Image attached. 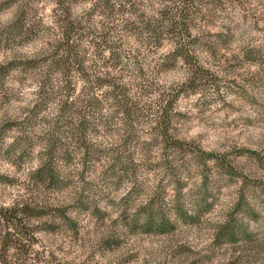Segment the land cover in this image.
<instances>
[{"label": "rangeland", "instance_id": "1", "mask_svg": "<svg viewBox=\"0 0 264 264\" xmlns=\"http://www.w3.org/2000/svg\"><path fill=\"white\" fill-rule=\"evenodd\" d=\"M175 1L178 0H158L164 4V7L171 5L174 9L178 7ZM7 2L10 7L16 0H7ZM41 2L42 0H27L21 7L27 9L26 23L31 28L28 33L20 36L13 33L11 31L13 24L8 29L0 30V52L5 54L4 62L0 63V111L3 112L0 116V168L5 164H12L16 173H20L24 171V165H30L33 159H39L41 166L45 162L46 147H52L53 142L57 141L58 156L62 158H58L56 166L61 178L64 179V182L57 187L37 186L32 180V174L38 168L29 171L26 189L28 195L24 199L14 201L13 205L43 201L65 206L77 221L74 226L60 225L56 227L55 232L39 233L38 243L35 245V249L40 253L37 264H42L45 255L50 257L51 261L60 264L58 254L70 257L72 247L82 245L84 236L96 238L97 252L100 254L96 264H103L108 252L111 251L107 245L115 238L112 233L105 231L109 213L103 211L100 206L105 199V192L107 189L118 190L123 187V180L129 175H135L138 184H142L140 177L146 173L151 174L159 167L152 163L157 158L158 152L168 170L170 163L172 168L173 164L174 167L180 168L183 162L189 161L185 167H181L176 172L178 176L186 173L188 177L183 182V211L178 215V200L174 199V196L178 198L180 195L181 182L177 181L176 188L171 190L173 195H165L161 200V194L158 192L146 205L148 211H153L156 215V221L164 220L166 224L164 230L168 231L163 232L159 229L161 228L159 221L152 229L134 228L133 235L143 237L145 242L157 239L168 241L173 250L172 264H185L184 253L195 257L191 264H212L218 255L228 257V264H249V257L254 255V252L247 251L250 247L249 242L255 239V235L264 237V180L250 179V177H257L264 172V161H257L256 153L251 148L244 149L248 155L228 154L229 151L236 149H226L224 156L219 155L217 151H207L206 149L210 147L207 141L219 132L216 128L209 126L206 132L198 134V139L191 142L184 138V133L190 124L189 112L186 111L188 101L198 91H205L209 95L213 92L219 93L221 86L227 83L230 86L227 89L230 95H235L236 90H239L249 99H264V67L260 73L251 77L242 75L249 65L264 66V37L251 35L253 31L264 33V28L260 27V22L264 20V12H260V9L264 8V3L253 4L252 0H245L248 5L245 9L240 0H195L192 7L194 18L191 28V45L195 60L192 63L184 62L188 72L187 82L178 89L170 87L167 94H161L162 99H171L177 94L168 128L170 134L178 140L191 144L197 150H202L206 154L214 153L221 160L230 161L232 169L228 172L219 166L215 169L209 168V164L215 161L207 160V157L206 171H203V164L197 165L192 160L194 158L192 152L180 156L178 152L169 148L167 142L159 135L160 128L156 124V117L159 115V107L163 105L160 102L157 110L154 111L147 98L152 95V89L156 88L153 75L163 78L177 71V64L168 68L165 65L161 66L164 63L162 61L164 55H159V50L164 47L166 40L168 43L174 42L171 41L172 38L147 41L138 36L137 28L132 27L136 29L135 31L123 28L125 20L129 19L126 15L111 16L109 12L99 11L105 19L96 22V12L91 15H89L90 10L80 15L73 13L74 18L81 21L80 35L75 37V41L81 47L84 66L82 73L73 71L72 76L64 77L62 71L54 66L51 67L50 61H46L45 57L50 59L52 46L49 44L55 45L61 37L63 31L61 24L66 16L57 7L52 10L55 27L45 24V16L40 8ZM80 2L81 0H73L72 9ZM234 2L243 9L244 15L236 13ZM134 3L136 12L127 13L135 17L134 20L130 19L132 21H137L139 14L146 17L154 16L149 13L154 11L157 14L164 8L156 9L153 0H148L147 3L145 0H135ZM229 8H232L231 12ZM258 12H260L259 18ZM133 23L136 27H142L139 22ZM108 28L111 29L107 36ZM212 28L220 30L213 32L210 30ZM193 30L198 34L193 35ZM103 37H107V40L118 44L121 48L122 58L118 66L114 67L110 60L109 47L103 45L97 51L96 43L101 42ZM45 40L48 48L41 49L39 53L29 55L19 51L29 44ZM233 45L239 48V54L233 51ZM136 60L138 63H135ZM221 62L223 67L220 66ZM13 73L17 74L13 75ZM98 76H109V80L127 86L130 89L129 98L137 104L139 111L129 117L123 113L121 119L117 108L112 103H108L112 100H108L105 96V88L109 89L111 84L100 89L95 88L96 84L93 81ZM69 79L71 83L73 82L71 90L65 89L70 83ZM81 79L85 81L84 87L79 86ZM125 80L128 83H124ZM35 83L39 84L37 99L34 102L30 101V106H27L25 101L28 100V90ZM180 88L187 91H182ZM41 90L43 94L40 93ZM95 91L99 100H102L98 112L90 106L93 103L91 96ZM39 99L43 105L34 109L33 106ZM14 101L22 107L18 110L13 109ZM199 103L198 101L197 104ZM64 104L65 108L62 109ZM225 104L227 106L228 102L225 101ZM106 105L115 108V111L107 117L102 114V109ZM238 105L241 111L247 110L250 114L253 112L252 106L243 102V97H237L229 108L233 117L238 115V112L233 111ZM225 120L228 121V128L240 127V124L230 120L227 114ZM86 121L87 145L81 148L83 143L78 140L79 129L84 127L81 122ZM150 121L154 123L151 128V139L144 140V129ZM246 123L251 126L250 119ZM15 133L20 135L14 136ZM53 133L55 135L51 136ZM12 137H14L13 144L4 148L6 139ZM19 138L23 141L21 145L16 144ZM220 147L223 148L224 145ZM36 148H40L41 151L36 152L34 156ZM65 151H68L66 157L63 156ZM115 157L121 159L128 168L121 176L110 175L108 171ZM137 161L140 163L137 164ZM243 171H247L248 175L243 176ZM200 177H203L204 184L200 186L194 202L190 193L196 190ZM237 177L245 182L244 187L240 189V199L244 206H236L239 215L233 214L230 221L236 232H241L244 239L235 243H223L218 236L225 224L213 225L212 214L221 197L229 205L235 203L233 193L224 191L223 186L234 185ZM20 183L18 175L13 174L11 169L5 168L0 172V198L9 195V190ZM162 185L163 181H161ZM206 193H211L210 199H206ZM79 194H85L84 196L95 204L87 210L78 208ZM108 202L114 203L112 200ZM94 207L97 209L95 210ZM186 214L192 216V219H183ZM210 227L216 228L215 239L213 244L208 246L209 250L203 254L192 251L191 241L178 239L187 236L199 239ZM45 245L51 246L54 250L42 252L41 249ZM131 258L135 260L136 256L133 255ZM63 264H74V261L64 260ZM220 264H224V261L221 260ZM261 264H264V261H261Z\"/></svg>", "mask_w": 264, "mask_h": 264}, {"label": "clouds", "instance_id": "2", "mask_svg": "<svg viewBox=\"0 0 264 264\" xmlns=\"http://www.w3.org/2000/svg\"><path fill=\"white\" fill-rule=\"evenodd\" d=\"M27 0H16L15 3H12L11 6H8L7 0H0V30L8 29L18 18V10L22 7ZM148 0H145L147 3ZM244 4V8L248 7L245 0H240ZM100 3V0H81L72 10L76 15L83 14L91 9L95 5ZM155 3L156 9L164 7V4L158 2V0H153ZM253 4L264 3V0H252ZM56 0H42L40 8L42 14L45 16V24L55 27L53 23L52 10L57 8ZM233 7L236 9L238 15H244V11L239 7L235 2ZM46 10V11H45ZM250 10V9H249ZM232 11V8H229V12ZM260 12H264V8L260 9ZM260 12L257 13L259 18ZM150 15H155V12L152 11ZM129 19H135V17L130 14H125ZM105 18L100 15V12H96L95 21L99 22ZM222 22H224L222 20ZM260 27L264 28V20L260 22ZM211 31H219V28H212ZM198 33L193 30V35ZM251 35L262 36L264 33L252 32ZM48 44L45 41H40L35 44H29L26 47L19 49V51L33 55L39 53L41 49H47ZM176 45L174 43H168L165 41L164 47L159 50V55H166L167 53L174 51ZM233 51L239 54V48L236 45L232 46ZM50 51V50H49ZM107 55V53H105ZM5 54L0 52V63L4 62ZM11 58V57H9ZM221 67L223 64L221 62ZM261 64L249 65L247 69L244 70L243 76L251 77L253 74L260 73L262 69ZM17 73H13L16 75ZM188 72L187 66L184 64L183 59H180L177 62V71L175 74L165 76L163 78L152 76V79L156 81V88L152 89V95L147 98L148 103L152 104L153 110H157V106L161 102V94H167L170 87L178 89L181 85L187 82ZM124 83H128L127 80ZM243 83V80H241ZM79 86L84 87L85 81L79 80ZM162 86V87H161ZM227 83L221 86L220 92H213L211 95L207 94L205 91H198L195 95L190 97L188 101V107L186 111L189 112L190 124L188 128L185 129L184 138L189 142L195 141L198 139V134L204 133L207 131L208 127H213L219 130L218 134L214 135L210 141L207 143L210 145L206 150L207 151H217L219 155L224 156L226 149H236V151H229L228 154L237 155L245 154V148H251L253 152L256 153L255 159L257 161H264V99H249L244 97L243 93L239 90H236L235 95L228 94ZM107 87L105 91H108ZM39 91V84H32L29 88L27 96L28 100L25 101V105L30 106L29 102H34L37 99L36 93ZM237 97H243V102L249 103L253 112L250 114L247 110L241 111L239 105L233 109V111L238 112V115L235 117L232 116V113L229 112L231 107V102H233ZM200 102L197 104V102ZM225 101L228 102L227 106ZM108 103H112L109 101ZM13 109H20L21 104L13 102ZM115 108H109L107 105L102 109V114L104 116H109ZM19 114V113H18ZM228 115L230 120H235L240 124L239 128L235 126L232 128L227 127L228 121L225 120V115ZM3 115V112L0 111V116ZM121 119L123 118V113H120ZM21 118H23L21 116ZM155 118H153L154 121ZM251 120V126L249 127L246 123L248 120ZM153 121H150L147 127L144 129L143 139H151V128L154 126ZM123 127V125H120ZM15 135H20V133H15ZM14 137L6 139L3 147L7 148L9 145L13 144ZM115 142V141H114ZM224 145L223 148L220 146ZM40 148H36L33 155L35 156L36 152H40ZM19 154V153H17ZM40 160L33 159L32 163L24 165V171L16 173L15 168L12 164H5L3 168H0V172H3L5 168L11 169L13 174L18 175L20 184L15 188L9 190V195H5L0 198V207L11 208L13 202L16 200H21L27 197L28 192L26 191L28 187V173L29 171H35L40 167ZM140 162L137 161V164ZM154 165H159L155 171L151 174H145L140 177V180L143 181L142 184H138L137 177L135 175H129L123 180V187L116 189H107L105 192V199L100 205L102 210L109 213V219L105 225V231L110 232L115 237L112 239L107 247L111 249L108 252L107 257L105 258L103 264H172V248L169 245L168 241L157 239L145 242L143 237L134 236L133 233L135 229L133 228V222H138L141 217H139L138 212L142 206H146L150 200L159 192L160 199L163 200L165 195H173L171 190L176 188L177 181H180V195L174 199L178 200L177 213L180 214L183 211V198H184V184L183 182L188 179L187 174L177 175L174 171H170L164 165L163 159L157 153V158L152 161ZM230 163V161H229ZM217 165L212 162L209 164V168L215 169ZM243 176H247L248 172L243 171ZM250 179H261L264 180V172H262L257 177H250ZM161 181L163 185L161 186ZM99 182V181H98ZM244 180L240 177H237L234 185L223 186L224 191L233 193V200L235 203L229 205L223 197H221L220 203L216 205V210L212 214L213 225L227 224L230 222V217L235 214L239 215L237 211V205L241 207L244 206L243 202L240 199V189L244 187ZM204 184L203 177H200L199 185H197L196 190L192 191L194 202L195 197L197 196L200 186ZM211 198V193H206V199ZM247 197L245 196V200ZM109 200L114 201L113 204H109ZM197 211H199L197 209ZM163 213V209H161ZM87 231V229H85ZM216 228L210 227L205 230L199 239H196L192 236L179 237L178 239H186L191 241V248L193 252H198L203 254L209 250L210 245L213 244L215 239ZM237 240L244 239L241 232L237 231ZM250 243V247L247 251L254 252V255L249 257V264H261V261H264V237L260 235H255V239ZM123 245V247H121ZM37 247H40L37 245ZM54 250L49 245H45L41 251L47 252ZM10 255L16 252L15 248L10 247ZM60 264H63L64 260H72L74 264H96V261L100 259V254L97 252V240L92 236H84L82 245H74L72 247L71 256L65 254H58ZM135 255L136 259L133 260L131 257ZM185 264H191V261L195 259L194 256L184 253ZM221 260L224 261V264H228V257H220L219 255L212 261V264H220ZM29 264H34V261L29 259ZM42 264H56V262L51 261V258L48 256L43 257Z\"/></svg>", "mask_w": 264, "mask_h": 264}, {"label": "trees", "instance_id": "3", "mask_svg": "<svg viewBox=\"0 0 264 264\" xmlns=\"http://www.w3.org/2000/svg\"><path fill=\"white\" fill-rule=\"evenodd\" d=\"M195 0H178L175 1V5L178 6L175 9L173 7L166 5L159 13L154 16L146 17L143 14L137 15L138 20L132 21L130 19L125 20L123 28L127 30H136L138 29L139 35L141 38L146 39L147 41H162L165 37L172 38L174 40L176 48L174 51H171L164 55V63L161 64L168 67H175L177 62L180 59H183L186 63H192L194 58V53L192 51L191 43V28L194 18V12L192 10ZM218 1V0H217ZM58 4V10L66 16L65 20L61 24V32L58 41L52 46V53L50 59L46 58V61H50L49 64L54 66L56 69L62 71L64 77L72 76L73 71L82 73L83 56L80 52V46L76 43L75 37L80 35L79 26L81 21L77 18H74L72 12V3L73 0H56ZM135 0H100V3L95 5L93 9L90 10L89 15L97 11H102L103 13L109 12V14L116 15L126 13L136 12L135 9ZM179 4V5H178ZM27 9L20 8L17 13V19L11 27V31L17 35H24L30 31V27L26 23ZM133 22H139L142 27H136ZM135 27V28H132ZM111 28H108V34ZM106 31V30H104ZM77 39V38H76ZM96 43V41H95ZM105 45L111 50V62L113 66H118L122 58V50L118 44L113 43L107 40V37H103L101 42L96 43L97 51L101 49V46ZM33 63L36 62L34 61ZM32 63V64H33ZM138 63V60L135 61ZM114 79V77H112ZM69 84L65 87L67 90H71V80L69 79ZM96 84L95 88H102L105 85H110L109 90L105 91V96L108 100H112V104L117 108V113H124L128 117L136 113L138 110L137 104H134L129 98L130 89L122 84H119L117 81L110 79L109 76H98L93 81ZM182 90V88H180ZM180 90V91H181ZM42 91V90H41ZM97 91V90H96ZM94 92L91 96L93 103L90 105L91 108H94L95 112H98L101 109V102L97 92ZM182 91H187L183 89ZM43 94V91L40 92ZM71 95V94H69ZM177 94H174L170 99H162L161 102L163 106H160L158 109V116L156 117V124L160 128L159 135L163 137V140L167 142L168 147L174 151L181 154L187 152H192L194 154V160L197 165L203 164L206 171V157L207 160L215 161L217 166L222 167L228 172L231 171L232 166L229 162L221 160L219 156L214 153H208L197 150L194 146L184 141L178 140L172 136L169 132V124L171 118V112L173 110V103L176 99ZM41 99L37 100L33 108L37 109L42 107L43 102ZM65 108V104L62 109ZM68 108V107H67ZM66 108V109H67ZM65 111V109H64ZM128 121L130 122L129 118ZM90 124V121H88ZM84 127L79 129L80 135L78 140L82 142L83 145H87V121L81 122ZM86 125V127H85ZM55 135L53 133L51 136ZM60 141V140H59ZM23 141L19 138L16 144L21 145ZM59 143V142H58ZM57 141L53 142L52 147H46L45 162L41 165L33 174L32 180L37 186H52L57 187L64 182V179L61 178L59 171L56 166V161L61 156H58L59 150L57 146ZM68 151L63 152V156L66 157ZM89 152L86 153L88 156ZM62 158V157H61ZM187 162L182 163L181 167H185ZM170 171L175 173L180 170V168L171 167ZM110 175L121 176L125 174L128 170L127 166H124V163L121 159L115 157L112 160L110 167H108ZM177 174V173H176ZM66 180V179H65ZM85 194H79L77 199L78 208L87 210L88 207L92 206L93 201H89V198L84 196ZM37 201V200H36ZM96 210L97 207H94ZM149 209L146 206L139 209L138 215L141 219L138 222H134L133 228H146L152 229L158 223L161 222V231L165 232L166 224L164 220L156 221V215L153 211H148ZM183 219H192V216L187 214ZM77 224L75 217L68 211L67 207L50 204L47 202H22L13 205L11 208L0 207V264H29V259L34 261V264H37V259L39 258V252L35 249V245L38 243V235L40 232H55L56 227L60 225H70L74 226ZM151 231V230H149ZM236 229L232 226L231 221L222 226L219 231V238L223 243H235L237 241ZM10 247L15 248L16 252L10 255ZM41 260V259H39Z\"/></svg>", "mask_w": 264, "mask_h": 264}]
</instances>
